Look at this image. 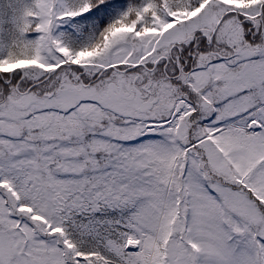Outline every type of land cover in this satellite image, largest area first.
<instances>
[{"label": "snow or ice", "instance_id": "6c2138e0", "mask_svg": "<svg viewBox=\"0 0 264 264\" xmlns=\"http://www.w3.org/2000/svg\"><path fill=\"white\" fill-rule=\"evenodd\" d=\"M0 264H264V0H0Z\"/></svg>", "mask_w": 264, "mask_h": 264}]
</instances>
